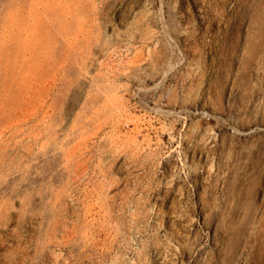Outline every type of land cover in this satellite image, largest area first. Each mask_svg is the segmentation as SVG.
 <instances>
[{
    "label": "rangeland",
    "instance_id": "rangeland-1",
    "mask_svg": "<svg viewBox=\"0 0 264 264\" xmlns=\"http://www.w3.org/2000/svg\"><path fill=\"white\" fill-rule=\"evenodd\" d=\"M0 264H264V0H0Z\"/></svg>",
    "mask_w": 264,
    "mask_h": 264
}]
</instances>
